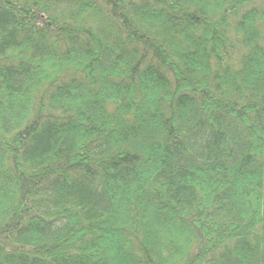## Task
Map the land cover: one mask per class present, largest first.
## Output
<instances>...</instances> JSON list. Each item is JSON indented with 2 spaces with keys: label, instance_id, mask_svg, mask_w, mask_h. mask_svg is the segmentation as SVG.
I'll return each instance as SVG.
<instances>
[{
  "label": "trees",
  "instance_id": "trees-1",
  "mask_svg": "<svg viewBox=\"0 0 264 264\" xmlns=\"http://www.w3.org/2000/svg\"><path fill=\"white\" fill-rule=\"evenodd\" d=\"M0 264H264V0H0Z\"/></svg>",
  "mask_w": 264,
  "mask_h": 264
}]
</instances>
